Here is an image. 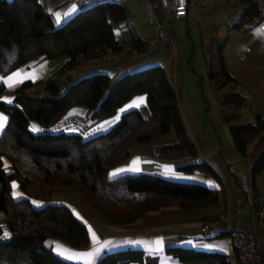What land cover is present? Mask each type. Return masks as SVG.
I'll return each instance as SVG.
<instances>
[{
	"label": "trees",
	"instance_id": "trees-1",
	"mask_svg": "<svg viewBox=\"0 0 264 264\" xmlns=\"http://www.w3.org/2000/svg\"><path fill=\"white\" fill-rule=\"evenodd\" d=\"M262 19L260 3L248 2L233 27L247 29ZM129 21L127 8L118 2L96 5L57 26L40 0L0 1V77L41 58L67 59L43 86L35 87L32 82L17 86L12 103L1 100L6 88L0 85V112L8 118L0 135V264H77L56 256L46 245L55 239L76 249L89 245L87 226L68 206L52 204L55 189H74L101 219L115 226L132 224L165 207L200 209L220 202V193L202 184L146 174L109 175L129 160L133 148L167 135H174L176 141L163 146L156 156L184 153L191 161L199 157L177 92L162 67H150L119 80L107 75L77 82L70 78V84L62 88L63 76L82 63L108 62L127 47L128 55L144 52L149 40L130 30ZM116 28L127 29L129 38L117 40ZM221 72L226 81L238 84L224 64ZM136 95H146L147 105L126 113L106 133L85 138L83 132L67 133L63 128L66 115L76 106L87 108L91 120L102 121L115 116ZM227 100L237 109L246 104L240 94H231ZM145 109L150 111L149 119L143 117ZM226 122L243 157H248L253 143L264 141V118L240 126L231 124L232 117H226ZM35 124L40 132L33 129ZM178 169L203 171L218 178L206 164H185ZM263 170L264 155L253 177ZM14 181L26 199L13 197ZM166 254L181 264H232L225 254L184 247L168 248ZM148 257L144 250L125 249L106 253L98 264H146Z\"/></svg>",
	"mask_w": 264,
	"mask_h": 264
},
{
	"label": "crops",
	"instance_id": "crops-1",
	"mask_svg": "<svg viewBox=\"0 0 264 264\" xmlns=\"http://www.w3.org/2000/svg\"><path fill=\"white\" fill-rule=\"evenodd\" d=\"M40 1L57 26L96 5L107 2L122 3L130 15V30L143 40H150L155 35L154 27L146 23L141 0ZM247 3L245 0H199L196 7L190 8L186 19L176 21L172 17L176 22L192 21L197 26L204 45L213 49V57H209L210 53L208 57L204 56L205 66L202 70H198L195 63H189V51L186 50V46L179 43L174 35V29L169 27L168 29L173 31L175 46L159 41L151 54L137 59H134L132 54L128 55L130 48L127 47L124 53L112 55L108 62L82 63L63 76L64 79L68 77L70 79L72 76L73 82L93 75H107L119 80L150 67H162L177 92L183 118L199 157L191 161L183 156L184 153L156 156L163 146L176 141L174 135H167L133 148L129 160L117 165L109 175L111 178H117L124 175L146 174L175 182L202 184L216 189L220 193V202L200 209L165 207L144 215L132 224L115 226L101 219L77 191L70 188L55 189L52 204L68 206L87 226L89 233V245L84 249L73 248L63 240H49L46 245L56 256L77 264H98L106 253L140 249L149 255L146 264H181L167 255L166 250L171 247H184L209 254H225L232 264H243L233 239L228 234L205 237L201 233V227L222 219L230 195L241 194L240 180L245 176L252 181L256 208L264 201V170L256 177L252 175L257 162L264 155V141L253 143L248 157H243L230 135V124L226 122V117H232L231 124L240 126L255 124L258 117L264 118V0L260 2L263 19L259 24L243 30L233 27L246 11ZM156 13L160 19H165L166 14L161 8H157ZM114 35L117 40L125 41L129 38V31L125 28H116ZM66 60L49 61L41 58L25 66H16L9 74L0 77V85L6 88L1 100L6 103L9 100L13 102L14 89L23 83L32 82L35 87L43 86L57 74ZM223 64L238 84L226 81L221 72ZM17 72H20L21 76L10 80L9 78L14 77ZM32 73H38V76L30 79ZM69 81L67 79L65 83L62 82L63 89L70 84ZM9 84L12 86L9 87ZM232 84L238 89L225 92L224 88ZM231 94L244 96L245 106L237 109L235 105L229 104L227 99ZM141 98L145 102L136 107V102ZM146 105V95H136L115 116L102 121L91 120L87 108L76 106L66 115L67 123L63 128L67 133L83 132L84 137L89 138L106 133L126 113ZM142 114L145 119L151 116L148 109L143 110ZM0 116L5 118L4 127L0 129L1 135L8 124V118L2 112ZM33 129L36 132L41 130L36 124L33 125ZM185 164H206L218 178L207 176L203 171L189 173L178 169ZM131 168L139 170L120 171ZM113 173L117 175L114 176ZM12 194L16 200L27 198L17 181L12 183ZM92 232L96 235L95 241ZM58 252L63 255H58ZM89 252L93 255H76Z\"/></svg>",
	"mask_w": 264,
	"mask_h": 264
},
{
	"label": "built area",
	"instance_id": "built-area-1",
	"mask_svg": "<svg viewBox=\"0 0 264 264\" xmlns=\"http://www.w3.org/2000/svg\"><path fill=\"white\" fill-rule=\"evenodd\" d=\"M148 25L154 27L155 35L149 40L145 51L133 55L134 59L154 51L159 41L175 46L173 31L168 29L167 21L156 13L161 8L165 14L176 21L186 19L190 8L196 7V0H141ZM260 3L263 0H245ZM241 194H232L227 209L219 221H212L201 227L205 237L228 234L234 242L243 264H264V201L256 208L253 184L247 176L240 180Z\"/></svg>",
	"mask_w": 264,
	"mask_h": 264
},
{
	"label": "rangeland",
	"instance_id": "rangeland-1",
	"mask_svg": "<svg viewBox=\"0 0 264 264\" xmlns=\"http://www.w3.org/2000/svg\"><path fill=\"white\" fill-rule=\"evenodd\" d=\"M196 2L198 3L199 0H196ZM165 19L166 21H168L167 22V24L169 25L168 28L170 27L171 29H174V35L179 40V43L184 47L186 46V50L189 51V54H190L189 59H188L189 63H195L196 66H198L199 68L198 70L204 69L203 68L205 66V62H203L204 56L208 57V54L210 53L209 57H213V51H212L213 49L210 46L207 47L204 45V42L202 41L199 35L197 26L193 24L192 21L188 23H186L185 21L176 22L173 20L172 16L169 14L165 15ZM146 23H147V20H146ZM210 63L211 62L209 60V64ZM195 64L193 65L195 66ZM70 78L72 79V76H70ZM67 79H69V77L65 78L62 82L65 83ZM224 89H225V92H230L238 88H236V86L232 84L228 88H224Z\"/></svg>",
	"mask_w": 264,
	"mask_h": 264
},
{
	"label": "snow or ice",
	"instance_id": "snow-or-ice-1",
	"mask_svg": "<svg viewBox=\"0 0 264 264\" xmlns=\"http://www.w3.org/2000/svg\"><path fill=\"white\" fill-rule=\"evenodd\" d=\"M59 15L57 16V19L59 20ZM19 76H21V73L20 72H17V73H15V76L14 77H10L9 79L10 80H15L17 77H19ZM36 76H38V73H32L31 74V76L29 77L30 79H32V78H35ZM12 85L11 84H9V87H11ZM8 103H11L12 101H7ZM145 101H144V99L143 98H141V99H139L137 102H136V104H135V106L136 107H139L141 104H143ZM4 122H5V118L4 117H2V116H0V129H3V127H4ZM139 169H136V168H131V169H127V170H124V169H122V170H120L121 172H123V171H138ZM113 175L115 176V175H117V173H113ZM14 187H15V185H14ZM5 236H7V233H5ZM92 237H93V240L95 241V239H96V235H95V233L94 232H92ZM159 243V242H158ZM57 248H59V247H61V246H56ZM58 255H63L62 253H60V252H58L57 253ZM76 255H78V256H92L93 255V253H77ZM65 259H71V257H64Z\"/></svg>",
	"mask_w": 264,
	"mask_h": 264
}]
</instances>
